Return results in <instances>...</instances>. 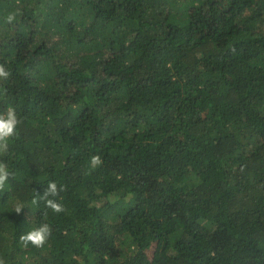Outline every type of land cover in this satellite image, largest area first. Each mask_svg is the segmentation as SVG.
<instances>
[{"label":"trees","instance_id":"16d2710c","mask_svg":"<svg viewBox=\"0 0 264 264\" xmlns=\"http://www.w3.org/2000/svg\"><path fill=\"white\" fill-rule=\"evenodd\" d=\"M0 64L4 264H264V0H0Z\"/></svg>","mask_w":264,"mask_h":264},{"label":"clouds","instance_id":"9594fccd","mask_svg":"<svg viewBox=\"0 0 264 264\" xmlns=\"http://www.w3.org/2000/svg\"><path fill=\"white\" fill-rule=\"evenodd\" d=\"M20 14V10L16 9L9 12L5 17V23L11 24L16 21L17 16ZM10 73L5 69L3 64H0V80H7ZM21 120L16 114V110L13 106H8L4 112L0 113V156L6 154L9 151L10 140L17 135V128L20 125ZM103 163L99 155H93L90 158V167L96 168ZM10 172L7 164L0 161V191L5 189L6 182L9 180ZM65 190L64 186H57L54 181H49L47 187L44 189L43 194L37 192V198H34L32 203L37 204L40 200L44 201L45 207L51 209L54 213H61L65 211L64 206L57 202L55 199ZM23 207L18 206L16 213H20ZM46 214V213H45ZM52 229L49 224L42 223L39 227L33 228L25 234L20 235L19 242L25 248L31 244L34 247L42 248L51 236ZM0 264H4V261L0 259Z\"/></svg>","mask_w":264,"mask_h":264},{"label":"rangeland","instance_id":"374dc122","mask_svg":"<svg viewBox=\"0 0 264 264\" xmlns=\"http://www.w3.org/2000/svg\"><path fill=\"white\" fill-rule=\"evenodd\" d=\"M155 246H156V244H153V245H152V249L148 251V257H149V258H152V256H153V251H154Z\"/></svg>","mask_w":264,"mask_h":264}]
</instances>
